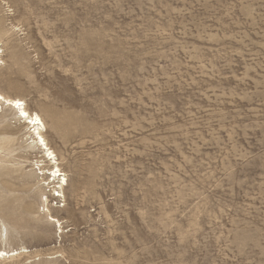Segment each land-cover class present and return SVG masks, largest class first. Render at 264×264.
I'll return each instance as SVG.
<instances>
[{"label":"rangeland","instance_id":"rangeland-1","mask_svg":"<svg viewBox=\"0 0 264 264\" xmlns=\"http://www.w3.org/2000/svg\"><path fill=\"white\" fill-rule=\"evenodd\" d=\"M0 29L52 153L1 105L0 264H264V0H0Z\"/></svg>","mask_w":264,"mask_h":264},{"label":"bare ground","instance_id":"bare-ground-1","mask_svg":"<svg viewBox=\"0 0 264 264\" xmlns=\"http://www.w3.org/2000/svg\"><path fill=\"white\" fill-rule=\"evenodd\" d=\"M6 33L7 32L5 30L0 29V34H6ZM1 53L2 52L0 51V55H1ZM0 65H5L4 62L1 60V56H0ZM0 98H2V99H0V110L2 109L1 105L8 107V109H10V110H16L17 111L16 113L18 114L19 118H21V119L24 120V124L27 125V126H30L31 125V127H30V130L31 131L30 132L35 137V138H33L32 148L35 149L37 146H39V147H41V149L43 151L46 152L47 155H49V156L52 155V153L49 152L48 148L46 147V143H45V141L43 139L42 131L44 130V125H43L42 120L40 119V117L37 114H35V113H29L25 109L24 103L20 99H16V98H13V99L6 98L1 93H0ZM17 105H19V106H17ZM22 113H24V115H22ZM38 150H39V148H38ZM49 173L54 178H55V176H57L58 178L62 176L61 173H60V170L58 168H55L54 170H50ZM48 180H49V178H48ZM62 181H64V180H62ZM58 188H60V190H61V185L58 186ZM59 195L60 194H56L55 196H59ZM28 205H29V203H28ZM28 205H27V208H28ZM10 257H12V255L9 256L8 253H3L2 251H0V259L4 260L5 258L8 259Z\"/></svg>","mask_w":264,"mask_h":264},{"label":"snow or ice","instance_id":"snow-or-ice-1","mask_svg":"<svg viewBox=\"0 0 264 264\" xmlns=\"http://www.w3.org/2000/svg\"><path fill=\"white\" fill-rule=\"evenodd\" d=\"M0 99H2V98H0ZM17 106H19V105H17ZM22 115H24V113H22Z\"/></svg>","mask_w":264,"mask_h":264}]
</instances>
